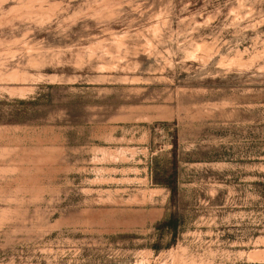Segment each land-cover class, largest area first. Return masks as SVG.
<instances>
[{"label":"rangeland","instance_id":"1","mask_svg":"<svg viewBox=\"0 0 264 264\" xmlns=\"http://www.w3.org/2000/svg\"><path fill=\"white\" fill-rule=\"evenodd\" d=\"M0 264H264V0H0Z\"/></svg>","mask_w":264,"mask_h":264},{"label":"trees","instance_id":"2","mask_svg":"<svg viewBox=\"0 0 264 264\" xmlns=\"http://www.w3.org/2000/svg\"><path fill=\"white\" fill-rule=\"evenodd\" d=\"M157 183L160 184L161 186H163L164 188H166L169 191V193H170V201L172 203H176V198H177V194H178V187H177V184H176L175 173L170 174L169 176L163 178V180H160Z\"/></svg>","mask_w":264,"mask_h":264}]
</instances>
